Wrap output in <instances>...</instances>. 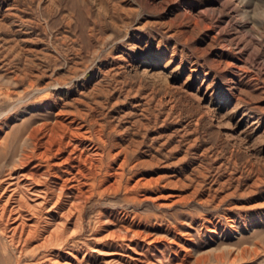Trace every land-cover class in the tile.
<instances>
[{
    "label": "rangeland",
    "instance_id": "1",
    "mask_svg": "<svg viewBox=\"0 0 264 264\" xmlns=\"http://www.w3.org/2000/svg\"><path fill=\"white\" fill-rule=\"evenodd\" d=\"M62 108L119 174L0 264H264V0H0L1 170Z\"/></svg>",
    "mask_w": 264,
    "mask_h": 264
},
{
    "label": "bare ground",
    "instance_id": "2",
    "mask_svg": "<svg viewBox=\"0 0 264 264\" xmlns=\"http://www.w3.org/2000/svg\"><path fill=\"white\" fill-rule=\"evenodd\" d=\"M51 107L54 109L55 105L51 104ZM55 115L54 121L26 131L22 141V150L13 166L6 170L0 168V239L4 240L8 247L17 251L21 258L35 257L41 249L53 244L64 245L68 239L64 236L62 229L64 218L70 217L73 211L79 208L80 201L87 197L89 193L86 189L89 187L88 181L94 180V185H96L99 178L100 186L103 187V185H107L110 177H116L119 174L112 164L105 167V172L102 169L99 170L103 162V152L93 140L91 127L101 126L97 120L89 118V113L79 110L68 114L64 108L59 109ZM96 131L100 130L96 129ZM98 140L105 144V141L100 137ZM27 146H32V148L28 149ZM4 149V138H2L0 153H3ZM118 154L119 152L114 154L113 159ZM101 156L102 158H100ZM141 182L142 179H139L136 184ZM44 185L48 189L47 191L42 190L44 194L42 196L38 192L41 191L39 188ZM113 186L114 183H110L105 189ZM48 190H51L52 197L49 196ZM34 194L40 199L37 204L32 205ZM68 195H71L72 199L65 208L63 204ZM49 204L51 207L47 212L59 210L57 213L60 214V218H58L61 222L52 228L49 226V220H45V227L39 231V220L44 216H41L40 212L41 210L46 211ZM46 218L50 217L46 216ZM125 231L128 232V229L126 228ZM37 238L40 241L38 244ZM35 242L36 245L29 249ZM66 254L64 257L66 256L74 262H80L73 249L67 251ZM55 257H57L55 260L48 258L49 262L69 264L60 262L61 254L57 253Z\"/></svg>",
    "mask_w": 264,
    "mask_h": 264
}]
</instances>
